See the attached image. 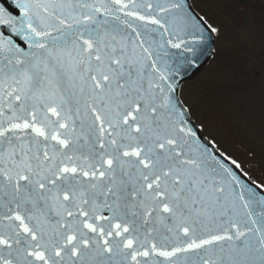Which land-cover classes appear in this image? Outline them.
Instances as JSON below:
<instances>
[{"label": "snow or ice", "instance_id": "snow-or-ice-1", "mask_svg": "<svg viewBox=\"0 0 264 264\" xmlns=\"http://www.w3.org/2000/svg\"><path fill=\"white\" fill-rule=\"evenodd\" d=\"M191 0H0V264H264V172L182 86Z\"/></svg>", "mask_w": 264, "mask_h": 264}, {"label": "rangeland", "instance_id": "rangeland-1", "mask_svg": "<svg viewBox=\"0 0 264 264\" xmlns=\"http://www.w3.org/2000/svg\"><path fill=\"white\" fill-rule=\"evenodd\" d=\"M191 2L196 12L210 25L215 23L219 31L217 51H213L212 59L195 77L184 83L183 96L193 108V120L200 125L202 115L219 102L203 101L202 92L215 84L230 85V90H237L228 98L232 108L223 109L224 113L230 110L226 118L217 116L219 119L213 120L210 112L207 114L203 135L215 137L235 158L240 155L241 161L254 153L252 163L257 164L254 173L258 175L259 166L264 169V0ZM223 59L241 62L243 71L239 67V72ZM240 149L245 150L243 157L238 152Z\"/></svg>", "mask_w": 264, "mask_h": 264}, {"label": "trees", "instance_id": "trees-1", "mask_svg": "<svg viewBox=\"0 0 264 264\" xmlns=\"http://www.w3.org/2000/svg\"><path fill=\"white\" fill-rule=\"evenodd\" d=\"M226 62L229 63L230 61H226ZM230 63L235 64L237 67H239V65H240L239 63H234V62H230ZM229 86L230 85H224V86H220V87L215 86V87L210 88V89H208V90H206L200 94V95H202L204 100L211 101L212 103H214L216 100H219V102L216 105H212V107L210 108V113L212 115L211 118L213 120H218L219 118L217 116L221 117V113H222V116L226 117V115H228V112L224 113L223 109H225L226 107H229L230 105L233 106L232 105L233 103H230V101H228V98L230 97V94L233 95V92H235V91L230 90ZM196 89H198V88H196ZM207 114H208V112L204 113L200 120L206 121L208 118ZM242 155H244V154H241V156ZM237 159L241 160L240 155H237ZM254 165H255V167H257L256 166L257 164H254ZM261 172H263V170L259 166L258 173L260 174Z\"/></svg>", "mask_w": 264, "mask_h": 264}, {"label": "water", "instance_id": "water-1", "mask_svg": "<svg viewBox=\"0 0 264 264\" xmlns=\"http://www.w3.org/2000/svg\"><path fill=\"white\" fill-rule=\"evenodd\" d=\"M212 50H213V48H212V49H210V53H212ZM210 56H211V54H210Z\"/></svg>", "mask_w": 264, "mask_h": 264}]
</instances>
